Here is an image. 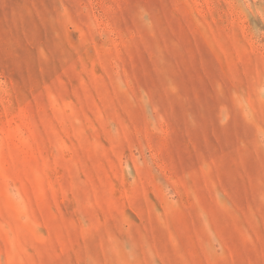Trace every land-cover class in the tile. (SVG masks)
I'll return each mask as SVG.
<instances>
[{
    "label": "rangeland",
    "instance_id": "1",
    "mask_svg": "<svg viewBox=\"0 0 264 264\" xmlns=\"http://www.w3.org/2000/svg\"><path fill=\"white\" fill-rule=\"evenodd\" d=\"M0 264H264V0H0Z\"/></svg>",
    "mask_w": 264,
    "mask_h": 264
}]
</instances>
